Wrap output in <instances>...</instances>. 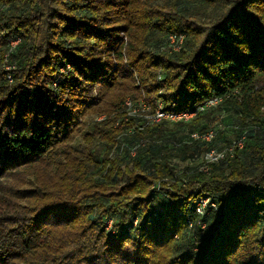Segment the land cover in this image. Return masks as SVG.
Returning <instances> with one entry per match:
<instances>
[{
	"label": "trees",
	"instance_id": "1",
	"mask_svg": "<svg viewBox=\"0 0 264 264\" xmlns=\"http://www.w3.org/2000/svg\"><path fill=\"white\" fill-rule=\"evenodd\" d=\"M128 99L243 146L179 172ZM263 110L264 0H0V264H264Z\"/></svg>",
	"mask_w": 264,
	"mask_h": 264
},
{
	"label": "rangeland",
	"instance_id": "2",
	"mask_svg": "<svg viewBox=\"0 0 264 264\" xmlns=\"http://www.w3.org/2000/svg\"><path fill=\"white\" fill-rule=\"evenodd\" d=\"M127 104L129 106H127ZM142 101L133 102L131 100H126L124 110L128 113L135 112L139 116H147L143 113V108L141 105ZM206 119L199 120L196 124L191 125V120L184 124V126H178L177 124L166 123V132L165 138L167 145L174 152L181 144H189L195 152L193 158L183 161L181 158H172L170 159L171 164L177 171H183L186 168H198L203 167V155L207 150V146H210L212 142H193L192 134L206 132L213 127H218L220 132L216 136V142L214 143V149L220 152H224L227 148V144L234 143L237 136L238 128H242L239 118L236 116V112L231 107L226 106H216L210 110H207L204 114ZM264 116V110H263ZM244 125V124H243ZM247 126V125H246ZM248 127V126H247ZM123 152V151H122Z\"/></svg>",
	"mask_w": 264,
	"mask_h": 264
},
{
	"label": "built area",
	"instance_id": "3",
	"mask_svg": "<svg viewBox=\"0 0 264 264\" xmlns=\"http://www.w3.org/2000/svg\"><path fill=\"white\" fill-rule=\"evenodd\" d=\"M182 43V37L180 38H176V36H171L170 37V44L171 47L174 51H178L179 50V45ZM216 104V101H212L209 102L205 108H211L214 107ZM127 106H129L127 104ZM141 107L143 108L142 112L145 113L147 108L144 104L141 105ZM203 110V108L201 109ZM135 113V112H134ZM195 116V113H168V112H164L162 110V107L159 106L156 108L155 112L152 115H147L144 116L145 120L147 123L149 124H157L160 122H166V123H171V124H177V123H188L191 119H193ZM217 135V131L215 129H211L209 131H207L206 133L203 134H192V140L195 141H203V142H211L212 140H214L216 138ZM243 140H244V136L238 141V142H234L233 143V147L236 145L238 148H242L243 146ZM134 151V150H133ZM233 152V148L229 149L227 151V153L232 154ZM134 154V152H132V155ZM225 152H219L215 149H211L208 150L204 153L203 155V167H201L200 169L203 171H207L208 167L212 164H216L219 163L220 161H222L225 157ZM209 200L208 199H201L197 202L196 204V212L199 216H203L205 214V208L208 204ZM212 207L214 205H211ZM111 223L109 222L108 226L110 227Z\"/></svg>",
	"mask_w": 264,
	"mask_h": 264
}]
</instances>
